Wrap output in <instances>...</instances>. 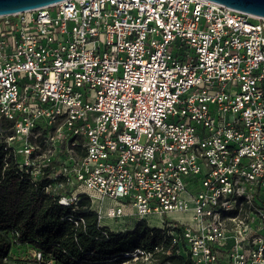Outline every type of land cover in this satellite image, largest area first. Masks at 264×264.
Returning a JSON list of instances; mask_svg holds the SVG:
<instances>
[{
  "label": "built area",
  "instance_id": "1",
  "mask_svg": "<svg viewBox=\"0 0 264 264\" xmlns=\"http://www.w3.org/2000/svg\"><path fill=\"white\" fill-rule=\"evenodd\" d=\"M0 143L58 203L145 221L182 264H264V17L212 0L0 15Z\"/></svg>",
  "mask_w": 264,
  "mask_h": 264
},
{
  "label": "trees",
  "instance_id": "2",
  "mask_svg": "<svg viewBox=\"0 0 264 264\" xmlns=\"http://www.w3.org/2000/svg\"><path fill=\"white\" fill-rule=\"evenodd\" d=\"M50 181L43 177L34 182L0 143V264L183 263L182 257L167 253L168 242L162 251L156 250L162 243L160 229L145 221L127 231L101 226L88 197L82 196L72 210L43 190ZM19 247L32 252L17 255L14 250ZM136 248L144 252L138 259L124 256ZM147 253H152L149 260L144 259Z\"/></svg>",
  "mask_w": 264,
  "mask_h": 264
},
{
  "label": "water",
  "instance_id": "3",
  "mask_svg": "<svg viewBox=\"0 0 264 264\" xmlns=\"http://www.w3.org/2000/svg\"><path fill=\"white\" fill-rule=\"evenodd\" d=\"M63 0H0V15L17 13ZM230 8L264 17V0H212Z\"/></svg>",
  "mask_w": 264,
  "mask_h": 264
},
{
  "label": "rangeland",
  "instance_id": "4",
  "mask_svg": "<svg viewBox=\"0 0 264 264\" xmlns=\"http://www.w3.org/2000/svg\"><path fill=\"white\" fill-rule=\"evenodd\" d=\"M173 217H174V215H173ZM174 218H178V219H183L184 220V218H187V215H185V214L178 215L177 214V215H175ZM102 221H103V223H105V224H107L109 226H112V227L117 226L118 227V224H117V222L115 220H111L109 218H104ZM127 221H131V219H128ZM149 221L153 225H158L159 224V220L156 217H154V216H151V217L149 216ZM30 252H32V249L29 248V247H19V248L14 250V253L17 254V255H19V254L26 255V254H28ZM123 264H129V261L124 262Z\"/></svg>",
  "mask_w": 264,
  "mask_h": 264
},
{
  "label": "crops",
  "instance_id": "5",
  "mask_svg": "<svg viewBox=\"0 0 264 264\" xmlns=\"http://www.w3.org/2000/svg\"><path fill=\"white\" fill-rule=\"evenodd\" d=\"M132 225H133V223H132Z\"/></svg>",
  "mask_w": 264,
  "mask_h": 264
}]
</instances>
